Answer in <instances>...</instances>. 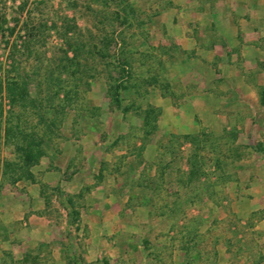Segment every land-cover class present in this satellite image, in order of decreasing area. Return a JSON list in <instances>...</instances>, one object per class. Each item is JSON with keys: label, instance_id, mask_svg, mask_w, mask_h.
<instances>
[{"label": "rangeland", "instance_id": "374dc122", "mask_svg": "<svg viewBox=\"0 0 264 264\" xmlns=\"http://www.w3.org/2000/svg\"><path fill=\"white\" fill-rule=\"evenodd\" d=\"M30 10L106 57L31 178L0 93V264H264V0H0L3 87L62 55L52 30L28 56Z\"/></svg>", "mask_w": 264, "mask_h": 264}, {"label": "trees", "instance_id": "16d2710c", "mask_svg": "<svg viewBox=\"0 0 264 264\" xmlns=\"http://www.w3.org/2000/svg\"><path fill=\"white\" fill-rule=\"evenodd\" d=\"M44 3L40 1L36 4ZM31 13V10L28 11V16L24 22L28 56L31 57L37 54L38 44H45L46 35H44V32L46 31L55 30L62 40L64 48L61 49V56L52 55L47 57L44 54L46 63L45 65L41 63L44 69L39 68V70L33 71V75L25 73L21 84L11 80L4 87L2 84L0 85V93L5 92L8 101H10V107L12 109L16 107L19 110L17 112L10 108L6 112V122L2 129L3 138L6 142L12 140L15 151L18 152V160L21 164L19 166L23 167L22 174H25L27 178L32 177L29 171L30 166L36 164L42 154L32 151H44L40 144L46 142L47 138L54 134L58 117L64 115L65 110L78 101L77 96L82 86V79L85 75L87 76L90 70L87 69V61L94 56L106 57L103 53L106 48L104 47L105 39L101 40L102 47L100 49L99 47L96 48V45L87 47V44L79 43V41H76V37L73 36L72 32H75L76 25H73V29L69 30L68 27H65L60 31L61 27H58L50 19H48L49 21L45 19L43 22L32 20ZM114 37L112 39L114 43H117L118 40ZM83 50L87 54V58L85 57L84 60L80 54ZM31 85L36 86L37 95L35 96L29 94ZM116 88H123V86L120 84L115 85L114 89ZM262 99H264V91H262ZM115 100L119 103L118 97ZM28 113L37 115L38 119L44 123L43 135L36 134L34 129H30ZM2 114V107H0V118ZM24 114L25 117L23 118ZM192 157L190 167L185 173L188 183L197 181L198 176L203 174L201 173L202 168L197 164L196 155ZM69 203H71V200H68ZM81 261H75V264H82ZM99 264L109 263L103 261Z\"/></svg>", "mask_w": 264, "mask_h": 264}]
</instances>
